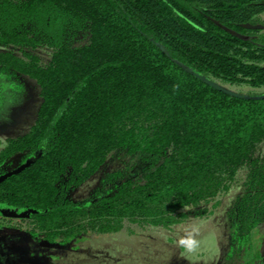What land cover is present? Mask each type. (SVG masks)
Listing matches in <instances>:
<instances>
[{
  "label": "trees",
  "instance_id": "trees-1",
  "mask_svg": "<svg viewBox=\"0 0 264 264\" xmlns=\"http://www.w3.org/2000/svg\"><path fill=\"white\" fill-rule=\"evenodd\" d=\"M263 12L264 0H0V76L41 97L0 151V167L32 160L0 182V208L52 242L171 229L239 188L224 262L243 264L264 223ZM117 153L133 165L75 199Z\"/></svg>",
  "mask_w": 264,
  "mask_h": 264
},
{
  "label": "rangeland",
  "instance_id": "rangeland-1",
  "mask_svg": "<svg viewBox=\"0 0 264 264\" xmlns=\"http://www.w3.org/2000/svg\"><path fill=\"white\" fill-rule=\"evenodd\" d=\"M262 17L264 19V12ZM50 51L46 47L38 50L44 61L49 59ZM243 91L247 92V88ZM40 102L35 81L22 77L16 82L0 76V150L9 138L30 129ZM22 161L21 156L14 158L1 170H12ZM128 165H133L129 156L113 155L98 173L74 192L73 197L77 200L89 198L107 172ZM239 192V188H233L219 196L214 206H208L212 210L209 217L191 216L171 229L127 223L118 233L57 238L51 242L33 235L28 223L20 218L0 216V239L15 252L11 264H225L229 238L227 211ZM192 241H195L194 248ZM252 242L243 264H264V223L253 231Z\"/></svg>",
  "mask_w": 264,
  "mask_h": 264
},
{
  "label": "flooded vegetation",
  "instance_id": "flooded-vegetation-1",
  "mask_svg": "<svg viewBox=\"0 0 264 264\" xmlns=\"http://www.w3.org/2000/svg\"><path fill=\"white\" fill-rule=\"evenodd\" d=\"M3 148V147H2ZM2 150V149H1ZM0 150V151H1ZM12 159L8 160L5 162V166L7 165V163L9 164L11 162ZM25 161H22V163L20 165H22ZM3 165V166H4ZM19 165V166H20ZM18 166V167H19ZM2 167V166H1ZM0 167V177L3 176L4 174L12 171V170H9V171H2ZM17 168V167H16ZM15 169V168H14ZM10 178V177H9ZM7 179V178H6ZM3 181V180H2ZM0 210H2L3 212H0V216L1 217H8L10 219H13V218H20L21 220H23L24 222H27V220H25V218L23 217V215L17 213L15 215H10L8 214L6 211H8V208L7 207H1ZM19 215V216H18ZM9 225V224H8ZM7 226V225H6ZM12 226V225H11ZM34 235V234H33ZM37 236V235H35ZM39 237V236H38ZM41 239L45 240L44 238L41 237ZM68 239V238H67ZM48 241V240H47ZM15 255V252L12 251V248L8 247V244L6 243L5 240L3 239H0V264H11V260L12 258L14 257ZM44 264H49V263H44Z\"/></svg>",
  "mask_w": 264,
  "mask_h": 264
},
{
  "label": "water",
  "instance_id": "water-1",
  "mask_svg": "<svg viewBox=\"0 0 264 264\" xmlns=\"http://www.w3.org/2000/svg\"><path fill=\"white\" fill-rule=\"evenodd\" d=\"M201 79H203L207 84L211 85L212 87H214V88H216V89H218L220 91H223V92H225V93H227L229 95L236 96V97H241V98L247 97L246 95H244L242 93H239V92H237V91H235V90H233L231 88H228V87H226L224 85H221V84H219V83H217L215 81H212V80H210L208 78H205V77L201 76ZM262 97H264V96H262ZM31 162H32V160H27L22 165H20L19 167H17L15 169H13L12 171L4 174L3 176L0 177V182L3 179L9 178V177H11L13 175H16V174L22 172L24 169H26L28 166H30ZM0 212H3V211L0 210ZM6 212L9 213L10 215H12V214L15 215V213L12 212V211H6Z\"/></svg>",
  "mask_w": 264,
  "mask_h": 264
},
{
  "label": "clouds",
  "instance_id": "clouds-1",
  "mask_svg": "<svg viewBox=\"0 0 264 264\" xmlns=\"http://www.w3.org/2000/svg\"><path fill=\"white\" fill-rule=\"evenodd\" d=\"M192 247H195V241H192ZM192 249L190 248L189 251H191Z\"/></svg>",
  "mask_w": 264,
  "mask_h": 264
}]
</instances>
